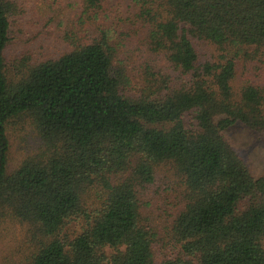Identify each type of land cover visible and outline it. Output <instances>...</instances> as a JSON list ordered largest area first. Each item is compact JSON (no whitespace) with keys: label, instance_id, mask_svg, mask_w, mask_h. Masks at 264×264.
<instances>
[{"label":"trees","instance_id":"trees-1","mask_svg":"<svg viewBox=\"0 0 264 264\" xmlns=\"http://www.w3.org/2000/svg\"><path fill=\"white\" fill-rule=\"evenodd\" d=\"M137 2L129 24L164 64L141 63L135 89L110 31L82 30L102 0H80L60 55H22L13 71L14 5L0 0V220L25 248L14 264H264V169L253 176L227 134L264 137V0ZM25 127L38 146L9 170L10 132ZM162 167L181 192L158 228L144 198Z\"/></svg>","mask_w":264,"mask_h":264},{"label":"rangeland","instance_id":"rangeland-1","mask_svg":"<svg viewBox=\"0 0 264 264\" xmlns=\"http://www.w3.org/2000/svg\"><path fill=\"white\" fill-rule=\"evenodd\" d=\"M11 1L14 5L10 16L12 41L5 60L11 71L14 60L22 55L29 56L31 62L60 55L67 47L63 40L64 34L80 30V0ZM139 7L137 0H102L95 25L81 26L90 35L97 33V27L110 31V42L115 45L118 59L126 67L130 83L135 89L140 81L141 63L158 59L159 64H164L158 54L152 55L145 47L143 37L146 33L141 24H129L130 18L137 20ZM197 50L201 58L216 56L213 47L207 42H197ZM250 67L245 60H240L237 82L242 83L244 78L253 75ZM227 134L250 173L256 177L260 175L264 169L263 135L242 125L231 127ZM10 140L8 168L12 170L27 154L34 152L38 141L28 127L10 132ZM156 187L144 198L149 201L144 211L148 220L159 228L178 207L181 192L179 177L167 167H162L158 172ZM24 250L21 226L11 220H0V264H14Z\"/></svg>","mask_w":264,"mask_h":264}]
</instances>
